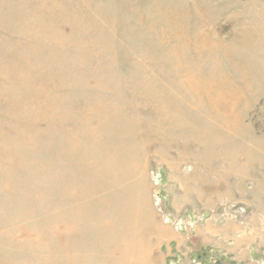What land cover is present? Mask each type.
<instances>
[{
    "label": "rangeland",
    "instance_id": "1",
    "mask_svg": "<svg viewBox=\"0 0 264 264\" xmlns=\"http://www.w3.org/2000/svg\"><path fill=\"white\" fill-rule=\"evenodd\" d=\"M0 264H264V0H0Z\"/></svg>",
    "mask_w": 264,
    "mask_h": 264
}]
</instances>
